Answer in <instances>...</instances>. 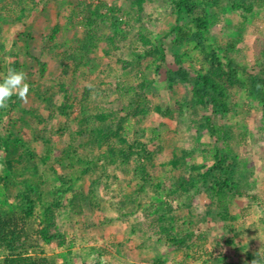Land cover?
Instances as JSON below:
<instances>
[{
	"label": "rangeland",
	"instance_id": "obj_1",
	"mask_svg": "<svg viewBox=\"0 0 264 264\" xmlns=\"http://www.w3.org/2000/svg\"><path fill=\"white\" fill-rule=\"evenodd\" d=\"M84 1L98 0H0V77L15 62L30 85L27 102L17 98L12 108L9 132L0 131V209H18L29 189L36 216L52 209L54 236L42 253L53 264H264V105L256 88L264 78V0L250 11L206 0L205 29L177 12L175 0H99L91 52L77 14ZM148 48L156 56H146ZM210 55L239 79L212 114L217 139L194 93ZM123 114L119 134L94 139ZM122 137L150 143L151 159L120 162L109 145L120 147ZM5 143L28 162L4 154ZM216 152L224 158L216 176L235 183L220 193L207 174ZM164 181L187 188L169 197Z\"/></svg>",
	"mask_w": 264,
	"mask_h": 264
},
{
	"label": "trees",
	"instance_id": "obj_2",
	"mask_svg": "<svg viewBox=\"0 0 264 264\" xmlns=\"http://www.w3.org/2000/svg\"><path fill=\"white\" fill-rule=\"evenodd\" d=\"M144 1V0H142ZM260 0H234L232 1V7H242L247 11L253 9L258 5L257 3ZM83 2V1H81ZM83 4V7L80 8L77 14H81V20L85 25V32L87 35V48L86 51L91 52L94 47L98 46L97 42L93 38V32L96 30L97 21L96 18L101 17V13L99 11V7L103 6L101 1H97L95 4L86 2ZM146 5V3L144 4ZM174 5L176 7V11L181 13L183 12L189 17L193 23L195 24L197 29H205V5L206 0H175ZM114 11V8H112ZM92 14L95 17H92ZM204 16V17H203ZM111 19L115 18L113 15L110 17ZM55 32L56 29H53ZM183 34H180V36ZM116 34L113 31L112 36L109 37V40L114 43V38ZM181 36V37H182ZM142 37V34L140 35ZM78 41V39H75ZM114 41V42H113ZM103 49L111 50L109 46H106L105 43H102ZM146 56H156V52L153 49L148 48L145 52ZM75 61V66H78L82 63L83 56L82 55H69ZM145 56V57H146ZM159 59H165V55L162 54L158 57ZM210 69L198 76V81L200 83V87L195 89L194 93L198 96L199 101L201 104L207 105V110L210 112L208 115V123L211 126V137L217 139L219 132V128L217 125L212 121L213 116L212 114H217L219 112V108L224 106L222 102L223 94L229 88H236L237 84L239 83V79L236 78V73L234 69H224L221 66V63L214 57V55H210L209 59ZM12 68L17 69V64L12 63ZM44 66V64H43ZM230 86V87H229ZM257 97L259 101L264 105V78H260L257 83ZM68 89L64 92V102L59 106L60 109L66 106V103L69 96L66 94ZM17 97L13 96L11 101L9 102V106L4 109L6 111L5 117L2 120L1 132H9L8 130V122L10 121V114L12 112V108L16 105ZM125 115L127 112L124 113ZM121 115L120 118L116 121L117 127H113L111 124L103 122L100 127H98V131L93 135L94 139H97V142L109 140V135L118 133V127L121 125L122 121L125 119V115ZM163 115H169V111L163 113ZM106 137V138H105ZM123 141L120 147L110 146V150L114 155L120 157V162L122 163H129L133 159L138 158L139 161L142 160L149 161L151 159V147L150 143L141 141L140 139H135L132 142L127 141L123 137L121 138ZM2 152L4 154H12L18 155L24 160L28 162V157L26 158L25 155L18 150L17 146L11 143H5L3 147H1ZM29 156H32V153L28 151ZM28 156V155H27ZM109 160H113V157H109ZM215 162L213 165L208 169V176H210L211 181L214 183L217 189L215 191L217 193L222 192L225 188L234 189L233 185L235 183L232 182L230 178L219 179L216 176V171L222 168V163L224 158L218 154L217 152L214 155ZM9 166H11V161L7 158L6 159ZM21 162V161H20ZM174 166L176 167V161H173ZM31 167H35L34 165H28L24 169H31ZM146 177L143 178L144 181H147L151 178L147 173L143 172ZM182 179V177H181ZM181 181V180H180ZM172 183L169 187L167 182L164 181V189L163 192L166 196H171L173 193H179L181 191H185L187 188L181 182ZM167 185V187L165 186ZM153 187H155V191L158 189L157 185L153 183ZM29 193L21 192V196L19 197L20 202L22 205L13 211L0 209V264H53L51 258L42 253V246L44 243L51 240L54 236L55 226L53 221L51 220L53 212L51 211L46 212V207H44L43 212L44 216L40 217L39 215L36 216V201L32 198V193L34 192L32 189H29ZM232 191V190H231ZM235 193H239V191L234 190ZM59 194V192H58ZM53 206V205H52ZM32 220H36V227L31 228L29 230V222ZM161 231H164L168 234V230L164 227L161 228ZM174 242H178L174 239ZM31 246L33 248V252L27 251L26 246ZM252 259V258H251Z\"/></svg>",
	"mask_w": 264,
	"mask_h": 264
},
{
	"label": "clouds",
	"instance_id": "obj_3",
	"mask_svg": "<svg viewBox=\"0 0 264 264\" xmlns=\"http://www.w3.org/2000/svg\"><path fill=\"white\" fill-rule=\"evenodd\" d=\"M29 90L27 74L10 67L6 74L0 77V109L7 108L13 96L26 103ZM252 264H255V261Z\"/></svg>",
	"mask_w": 264,
	"mask_h": 264
}]
</instances>
